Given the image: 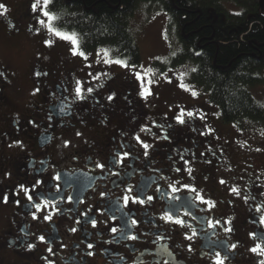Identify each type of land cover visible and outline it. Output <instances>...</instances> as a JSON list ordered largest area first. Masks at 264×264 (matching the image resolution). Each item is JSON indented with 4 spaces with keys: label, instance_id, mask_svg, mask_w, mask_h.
Instances as JSON below:
<instances>
[{
    "label": "flooded vegetation",
    "instance_id": "obj_1",
    "mask_svg": "<svg viewBox=\"0 0 264 264\" xmlns=\"http://www.w3.org/2000/svg\"><path fill=\"white\" fill-rule=\"evenodd\" d=\"M31 4L9 16L12 40L39 31ZM82 54L37 55L26 80L0 63V264L264 261L250 250L264 249V163L243 158L209 96L180 123L181 107Z\"/></svg>",
    "mask_w": 264,
    "mask_h": 264
},
{
    "label": "trees",
    "instance_id": "obj_2",
    "mask_svg": "<svg viewBox=\"0 0 264 264\" xmlns=\"http://www.w3.org/2000/svg\"><path fill=\"white\" fill-rule=\"evenodd\" d=\"M141 2L158 5L176 28L180 51L172 66L191 63V81L208 92L224 125H264V104L249 88L264 78V13L260 0H51L54 27L75 33L81 53L103 48L138 66L141 55L129 19ZM239 7L235 14L228 5ZM228 8H226V7Z\"/></svg>",
    "mask_w": 264,
    "mask_h": 264
},
{
    "label": "rangeland",
    "instance_id": "obj_3",
    "mask_svg": "<svg viewBox=\"0 0 264 264\" xmlns=\"http://www.w3.org/2000/svg\"><path fill=\"white\" fill-rule=\"evenodd\" d=\"M22 1L24 0H0V3H3L8 9L6 13L0 15V63L5 64L20 78L26 80L28 65L37 55L45 56L49 62L54 63L59 60H78V55L81 54L78 38L76 37L77 43L74 45L71 40L57 35L56 31L68 32H62L55 28L54 21L52 27L56 31L50 32L47 27L48 18L42 16L39 9L36 12L31 9V17L35 16L39 20L37 24L39 31L31 39L20 36L12 40L3 32L5 26H9V16ZM260 2L262 4L260 13H264V0H260ZM228 6L229 8L225 7L235 14H240L242 11L239 7L230 4ZM16 20H19L17 26L27 23L26 20H20L19 16H15L13 21ZM40 20H44L45 24L42 25ZM129 32L139 49L141 63L135 67H124L115 63L116 60L112 58L110 51L103 48L88 54L89 57L93 56L95 68H103V76L106 74L128 75L134 78L139 88L147 87L152 92L150 104L153 106L168 108L172 113H176L177 108L181 107L183 109L181 117H184L188 112L192 114L206 112L202 109L205 106L201 102H204L202 92L205 96L208 95V92L203 88L200 90L198 85L191 81L193 65L185 63L172 66L171 60L180 51L181 45L169 15L154 3L141 2L129 19ZM105 51L107 55H105ZM261 75L264 78V70ZM249 90L256 101L264 104V82L249 88ZM193 92L196 95H193ZM208 101L210 102V98ZM211 105L215 107L214 111H217V116L220 119L218 108L213 103ZM223 127L229 129V132H224L227 137L234 141L238 148H243L248 152L247 157L242 155L243 158H246L247 161L251 160L253 169L256 168L258 171V167L261 165L260 160L264 163V125L244 122L240 126L231 124Z\"/></svg>",
    "mask_w": 264,
    "mask_h": 264
},
{
    "label": "snow or ice",
    "instance_id": "obj_4",
    "mask_svg": "<svg viewBox=\"0 0 264 264\" xmlns=\"http://www.w3.org/2000/svg\"><path fill=\"white\" fill-rule=\"evenodd\" d=\"M51 2V0H33V3L31 4V9L33 12H36L38 9L40 10V14L44 17H47L48 18V24H47V27L49 29L50 32H53V31H56L53 27H52V22L56 19V17L51 14L50 12H48L46 9L49 5V3ZM7 7L3 4V3H0V15L4 14L7 12ZM40 23L42 25L45 24V21L44 20H40ZM56 34L57 35H60L62 36V38H65V39H69L72 41V43L75 45L77 43V40H76V34L75 33H71V34H68V33H60L58 31H56ZM82 54V53H81ZM83 55V54H82ZM105 55H107V52L105 51ZM115 63H118V64H121L122 66L124 67H128L126 61H122V60H116L114 61ZM132 67H135V66H132ZM37 75H40V73H37ZM79 83V82H78ZM80 89L77 88V92H79ZM89 92L92 91L91 88L88 89ZM193 95H196L195 92H193ZM111 98V97H110ZM181 112H183V110H181ZM188 116H191L192 113L189 112L187 113ZM177 120L180 122V123H183V119L181 116H177ZM137 139H139L137 137ZM145 147V149H147L149 146L147 144H144L143 145ZM146 154V153H145ZM124 155H127V153H125ZM187 163V162H185ZM98 167H103V165H98ZM177 171H179V169H177ZM191 171V169H189V172ZM39 183V181H38ZM221 183H223V181H221ZM21 188H23V186H21ZM194 190V189H193ZM25 193L27 194V189H24ZM129 191H131V189H129ZM173 191H176L175 188H173ZM232 191H237L235 188L232 189ZM0 199H3L4 202H7V197H2ZM28 199L31 200V196H28ZM125 201L128 200V197L126 196L125 198ZM149 200L153 199L152 197H148ZM142 202V201H141ZM37 209L39 210L40 206L39 205H36ZM259 210V209H258ZM170 218V217H169ZM45 219H48V217H45ZM177 223H181L182 224V221H179L177 220L176 221ZM94 223V222H93ZM133 223H135V221H133ZM230 229H226V231H229ZM74 231V229H73ZM112 231H115V229H113ZM250 235H253L255 236V234H250ZM135 238V237H133ZM39 239L41 241L44 240V237H39ZM29 247H32V245H30ZM89 247H91V245H89ZM233 248L235 247V245L232 246ZM252 252H257L258 250H260L262 253H264V249H262L261 247V244H256L255 247H253L252 249H250ZM50 251V249H49ZM217 257H218V264H222V261L219 260V253H217ZM260 264H264V261H261Z\"/></svg>",
    "mask_w": 264,
    "mask_h": 264
}]
</instances>
